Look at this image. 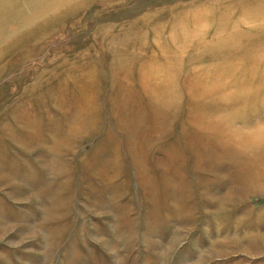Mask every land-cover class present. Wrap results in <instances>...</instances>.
I'll list each match as a JSON object with an SVG mask.
<instances>
[{
	"label": "rangeland",
	"instance_id": "1",
	"mask_svg": "<svg viewBox=\"0 0 264 264\" xmlns=\"http://www.w3.org/2000/svg\"><path fill=\"white\" fill-rule=\"evenodd\" d=\"M55 2L0 0V264H264V0Z\"/></svg>",
	"mask_w": 264,
	"mask_h": 264
},
{
	"label": "bare ground",
	"instance_id": "2",
	"mask_svg": "<svg viewBox=\"0 0 264 264\" xmlns=\"http://www.w3.org/2000/svg\"><path fill=\"white\" fill-rule=\"evenodd\" d=\"M33 1H35V0H33ZM39 1V0H38ZM53 1V0H52ZM56 2L55 3H61L62 2V4L66 1V0H55ZM43 2V1H42ZM10 6H8V8H9ZM42 10L41 9H35L34 10V12L33 13H38V12H41ZM15 26V25H14ZM7 183V182H6Z\"/></svg>",
	"mask_w": 264,
	"mask_h": 264
}]
</instances>
